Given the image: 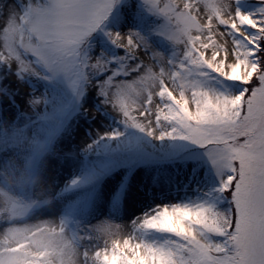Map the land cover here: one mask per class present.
I'll use <instances>...</instances> for the list:
<instances>
[{"label": "snow or ice", "instance_id": "6c2138e0", "mask_svg": "<svg viewBox=\"0 0 264 264\" xmlns=\"http://www.w3.org/2000/svg\"><path fill=\"white\" fill-rule=\"evenodd\" d=\"M21 144L50 183L0 264H264V0H0Z\"/></svg>", "mask_w": 264, "mask_h": 264}, {"label": "rangeland", "instance_id": "374dc122", "mask_svg": "<svg viewBox=\"0 0 264 264\" xmlns=\"http://www.w3.org/2000/svg\"><path fill=\"white\" fill-rule=\"evenodd\" d=\"M10 118L15 119V116ZM29 148V145L21 144L17 150L6 155L0 153V208L6 207L16 197H40L50 183L43 167L31 162ZM147 203L143 195L136 197L128 208L127 219L138 215Z\"/></svg>", "mask_w": 264, "mask_h": 264}]
</instances>
